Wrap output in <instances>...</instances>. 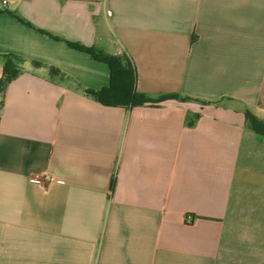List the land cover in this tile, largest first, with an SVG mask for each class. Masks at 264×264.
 I'll list each match as a JSON object with an SVG mask.
<instances>
[{
	"label": "crops",
	"instance_id": "0c3cea01",
	"mask_svg": "<svg viewBox=\"0 0 264 264\" xmlns=\"http://www.w3.org/2000/svg\"><path fill=\"white\" fill-rule=\"evenodd\" d=\"M68 41L125 53L138 92L173 99L96 102L74 83L110 68ZM6 55L26 63L0 112V264H224L238 171L264 161L245 117L264 121V0H0V78Z\"/></svg>",
	"mask_w": 264,
	"mask_h": 264
},
{
	"label": "trees",
	"instance_id": "16d2710c",
	"mask_svg": "<svg viewBox=\"0 0 264 264\" xmlns=\"http://www.w3.org/2000/svg\"><path fill=\"white\" fill-rule=\"evenodd\" d=\"M20 21L22 19L18 17ZM42 33L48 34L43 30ZM67 45L74 50L89 54L95 61L106 64L111 71V80L108 87L100 90L84 88L78 83H74V88L81 91L87 97L92 98L96 102L111 107H123L131 109L139 106H158L161 103L173 99L172 96H160L156 99H151L145 94L140 93L136 89L137 73L134 64L130 58L125 54H107L103 53L96 48L87 47L80 43L66 42ZM26 60L22 57L15 55L3 56L2 76L0 78V112L3 107V98L8 85L14 81L23 71ZM34 68H45L48 77L51 81L57 83H64L69 81L70 78L66 76L58 68L46 65L41 62L32 61ZM176 100L179 97L176 96ZM199 117L196 115L188 120V124L192 126L195 120ZM248 127L257 135L264 137V121L258 119L250 112L245 113ZM114 181H112L111 188L113 189ZM192 222L196 219L217 220L213 218H205L197 215H192Z\"/></svg>",
	"mask_w": 264,
	"mask_h": 264
},
{
	"label": "rangeland",
	"instance_id": "374dc122",
	"mask_svg": "<svg viewBox=\"0 0 264 264\" xmlns=\"http://www.w3.org/2000/svg\"><path fill=\"white\" fill-rule=\"evenodd\" d=\"M102 34L101 30L100 35ZM112 46L114 45L110 42V46L106 44L104 49L111 51ZM257 162L254 163L258 164L257 170L251 167L238 171L226 219L222 261L239 257L238 264H260L258 258L264 256V161Z\"/></svg>",
	"mask_w": 264,
	"mask_h": 264
},
{
	"label": "built area",
	"instance_id": "2783aa9c",
	"mask_svg": "<svg viewBox=\"0 0 264 264\" xmlns=\"http://www.w3.org/2000/svg\"><path fill=\"white\" fill-rule=\"evenodd\" d=\"M35 179H36V181H41V178H39V177H36ZM187 219L189 222H192V217H188Z\"/></svg>",
	"mask_w": 264,
	"mask_h": 264
}]
</instances>
